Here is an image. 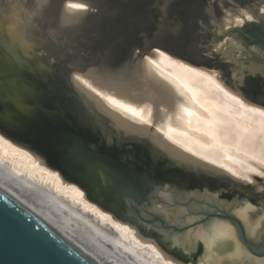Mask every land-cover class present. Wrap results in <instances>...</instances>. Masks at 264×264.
<instances>
[{"label":"bare ground","instance_id":"1","mask_svg":"<svg viewBox=\"0 0 264 264\" xmlns=\"http://www.w3.org/2000/svg\"><path fill=\"white\" fill-rule=\"evenodd\" d=\"M36 1L40 4L45 0ZM158 5L163 6V0ZM253 6L259 11L264 8V0ZM62 8V19L68 22L78 21L88 12L101 13V8L93 7L90 0H64ZM222 10L220 30L249 21L246 16L255 20L252 7ZM22 12L35 13L27 7ZM89 26L87 23L82 30ZM6 31L19 34L11 22ZM15 36L6 41L0 34V43L19 58ZM224 45V41L216 43L209 48L210 52L207 50L221 51ZM153 47L136 57L130 88L115 84L96 71V66L73 71L72 81L116 126L129 133L146 134L154 145L178 162L255 184L254 180L264 176V164L258 163L264 161V105L246 99L226 85L216 70L168 51L165 55L152 54ZM75 76L81 79L77 81ZM107 96L124 107L112 105L104 99ZM171 96L178 97V102L172 104ZM185 108L189 111H184ZM0 189L96 264H197V261L221 264L223 259H236L242 250L229 227L215 221L196 230L195 235L189 233L188 240L197 249L199 258L194 263H184L137 225L90 200L81 186L49 167L40 155L6 136L0 139ZM235 212L249 231L251 223L246 219V208ZM182 237L175 235L174 242L181 244Z\"/></svg>","mask_w":264,"mask_h":264},{"label":"water","instance_id":"2","mask_svg":"<svg viewBox=\"0 0 264 264\" xmlns=\"http://www.w3.org/2000/svg\"><path fill=\"white\" fill-rule=\"evenodd\" d=\"M146 1L148 3V0ZM246 1H250L251 4L257 6L261 0H239L241 4H245ZM45 2L46 0L43 3ZM159 2L161 0H149L150 5L155 3L158 8ZM117 3L113 0L95 1V7L101 8L100 14H107V17H94L92 19L95 25L94 29L100 31L111 27L112 22L115 20L108 19V15L120 14L123 10V7L120 8L122 1L118 0ZM221 5L230 6L232 10L236 11L230 0H203L198 11L199 14L194 15V19L191 22L183 19L182 29L177 32H169V40H164L162 36L158 37L157 35L156 41L151 42L147 40L145 44L159 43L172 53L190 62L199 63L188 56L184 49L178 47L177 40L175 41L176 38L183 41L184 45H188L194 33L191 27L197 28L198 34L203 39L206 38L209 41L206 48H211L225 34L239 30L241 26L238 25L254 23L253 21H245L244 23L236 24L237 26H229L226 29L219 30L217 22L211 20H215L216 15H222L223 10ZM146 6L147 4H142L140 11L138 10L140 19L148 16ZM15 13L22 15L23 12L17 10ZM188 13L189 10L186 11V14ZM62 14L63 8L61 4L60 16L56 20V23L60 26L76 25L83 29L85 23L87 24V20L82 23V17L75 22L64 21ZM10 15L8 22H11L14 28L17 29L12 11ZM99 23H101L100 26H97ZM154 27L156 31L160 30L158 25ZM90 29L88 28L87 30L89 31ZM225 30H227V33ZM2 31L3 33L0 32L1 36L8 38L6 26L3 27ZM18 33L15 36L14 42L16 43V49L21 55V58L19 57L20 60L0 43V101H3L5 98L9 104L11 103L19 109L21 107L30 108L31 111L27 114H34L33 116L29 115L31 118L26 119L29 125H31L30 136H33V140L37 145L44 146L42 150L44 152L47 151L56 161L55 165L44 158L47 164L58 168V171L62 175L81 186L90 199L106 208L112 209L118 215L137 225L145 235L154 238L163 248L168 251L176 250L182 252L180 244L174 242V236H183L182 241H185L190 230H179L180 226H177V224L181 226L188 225L189 221H194L193 217L187 216L183 221L182 217L176 214L172 220L163 224L160 212L168 213L169 210L174 211L176 208L170 204L164 206V199H162V196L166 194L164 189L153 186V184L145 182L142 179L141 172L139 173L141 166L137 164L138 161H133L134 159L129 156V153L132 152L127 147H122L128 144H123V142H136L142 147L147 146L154 156H162L164 159L187 169H194L197 173L209 176L213 182L226 185L228 191H237V195L230 203L227 202V206H237L243 203V198L239 197L241 188L255 187V184L243 183L226 173L195 168L189 164L178 162L164 150L154 145L147 137L126 132L124 129L116 126L113 119L97 108L72 81V72L76 70L84 71L89 66H92V59L88 61L79 59L68 65V63L63 61V56L59 52L54 61L48 60L49 62H47L43 60L45 58H43L42 51L41 53H33L34 50L40 48L32 44V42L29 43V47L25 45L19 47L18 42H21L22 45L23 39L29 38L26 36L22 38L20 36L21 38L19 39L21 32ZM27 48L28 52L30 53V50H32L31 52L34 55L31 56L32 53L30 55L27 54ZM146 50H148L147 46L142 51ZM138 53H140L138 50H134L133 52L127 50L126 56L124 55L119 58V61L123 65L125 58L131 59ZM216 53L217 51L215 50L211 54L214 55ZM48 63L50 66L55 67L54 72L56 73L49 71L47 68L49 66ZM48 82L50 84H47ZM44 86H50L51 89H60L63 92L68 87L71 91L69 94L70 98L73 96L77 98V103H72L73 110L68 108L66 111L69 112L67 113L63 106L54 107V105L51 106L49 102H46L44 98L45 92H43ZM251 101L260 104L258 101ZM52 108H56V111ZM58 111L63 115L62 117L58 115ZM52 116L56 117L59 123L51 122L50 117ZM73 143L78 146V155L70 160L68 151ZM33 149L36 148L34 147ZM222 180L225 183H222ZM90 188L97 189L104 200L101 201L98 197H95L92 191H89L91 190ZM211 200L214 201V199ZM157 205H160V207ZM210 206L217 208L215 203L210 204ZM230 211L222 212L218 210L215 213H205L204 219L208 221L199 225L204 228L212 222H222L223 219L233 221L238 228L240 241L245 251H247V253L244 252L239 257L240 261L249 264L253 259L252 257H264V244L256 245L249 240L248 236L247 238L251 242V247L244 243L243 236L247 235L245 226L235 210L230 208ZM158 223H162L163 225L159 226ZM160 234L162 235L161 237H159ZM237 259L232 261H237ZM191 262H195L194 258L191 259ZM0 264L96 263L66 237L0 189Z\"/></svg>","mask_w":264,"mask_h":264},{"label":"rangeland","instance_id":"3","mask_svg":"<svg viewBox=\"0 0 264 264\" xmlns=\"http://www.w3.org/2000/svg\"><path fill=\"white\" fill-rule=\"evenodd\" d=\"M62 1L63 0H54V3H51L50 5L45 2V3H41L38 6L35 0H0V27H1L0 32L3 33L2 31L3 27L5 26L7 27L8 24L10 23L8 22L9 20L8 18L11 16L10 12L12 11L13 17L15 20V25L17 26V30L18 32H21V34L19 35V39L21 37L24 38L23 36H26L27 38H29V39H23L24 42L22 43V45H21V42H18L19 47H22L24 45L26 47H29V43L32 42V44L40 48V49L34 50L33 53L34 54L38 52L41 53L42 51L43 58H45L43 60L47 62L51 60L54 61L60 52V55L63 56V61L65 63H68V65L79 59H83L85 61L92 59L93 60V62L91 63L92 66H96L95 62L101 58L100 56L101 50L102 49L106 50L109 47H111L115 51L118 59L124 56L127 50H129L130 52H133L134 50H139L140 53L134 55L131 59L125 58L124 60V64H123L124 66L130 65V64L133 66V71H132V74H133L136 68L135 67L136 57L138 58L141 56L143 52L142 50L144 49L145 46H147L148 48L151 46L152 47L159 46L161 48L163 47L159 43H155V44L151 43L149 45H146L145 44L146 41L147 40L151 42L156 41L157 35L158 37L162 36L164 40H169L170 39L168 35L169 32H177L182 29L183 21H184L183 19H187L189 20V22H191L192 19H194L193 16L196 14H199L198 11L200 9V4L203 0H197L195 4L190 3L189 0H163L164 5L163 6L158 5L159 8L163 7L161 9L156 7L157 5L155 3L150 5L149 0H148V3H146L147 2L146 0H138V3L135 5V10L137 14H138V10L140 11L142 4L143 5L147 4L146 7H147L148 16H146L144 19H140V15L138 14L139 19H138V22L134 26L130 25L127 22V13L130 7V0H120L122 1L120 8L123 7V10L121 11L120 14H114V15L109 14L108 19L115 20V21L112 22L111 27L106 28L105 30H100V31L94 29L95 25L92 19L94 17L100 18L101 16L107 17V14L101 15L100 13H97V12H88L85 15H83L82 23L87 20V23L90 24L88 28L89 29L92 28L89 31L85 29L83 31L80 27H77L76 25L60 26L58 23H56V20L60 16ZM95 1L97 0H90L91 5L93 7H95V4H94ZM113 1H115V3L118 4L117 3L118 0H113ZM13 2H15V4H13ZM231 4L234 8L244 7V6L254 8V6L251 4L250 1H246L245 4L241 5L239 4V2L232 0ZM24 7L32 8V10H34L35 13L34 12L30 14L22 13V15H18L17 13H15L17 10L22 11ZM221 8L225 10L231 7L230 6L226 7L225 5H221ZM185 10L186 11L189 10V13L186 14ZM219 20L220 18L218 19V21H214V22H217L218 28H219ZM176 23H178V27L176 29H173L175 28L174 26ZM100 24L101 23H99V25L97 26H100ZM85 25L87 24L85 23ZM85 25L83 28H85ZM155 25H158L160 27V30L156 31L155 30L156 28L154 27ZM191 30L194 32V34L189 40L188 45H184L183 41L177 38L175 39V41L177 40L178 47L180 49H184V51L187 53L188 56H190L191 58L199 62V63H194V62L192 63L216 70L219 74V77L223 80V82L226 85H228L229 87H231L232 89L240 93L246 99L250 101L258 100V102L261 105H264L263 97H256L255 93H253L252 90L246 89V88L244 89L245 85L243 83L241 85L244 87L239 86L240 84L236 82V80L234 79L235 77L233 76L236 72V69L230 66H226L223 63L224 60H229L236 64L240 63L242 59L241 51H239V49L236 48L235 46H232L231 44H229V42L231 40H235L236 37L232 33L225 34L227 35V38H228L225 43L227 44V47L226 45H224L226 49L223 50L224 46H222L221 47L222 49H220L221 51H217V53L213 55L209 53L210 52L209 48H206L208 47V44L206 42H202L203 38L198 34L197 28L191 27ZM16 32L14 34H16ZM6 33H8V38L4 37L6 41L7 39H10V37L15 36L14 34L12 35L7 31ZM219 43L220 41L217 42V44ZM207 49L209 50V52ZM165 50H167L171 54H174L166 48ZM31 51L32 50H30V53H32ZM26 52L27 54L30 55V53L28 52V48ZM220 52H227L226 53L227 57L223 61L219 60ZM33 53L31 54V56L34 55ZM208 56H211V57H208ZM250 61H251L250 63L252 64L254 63L253 60H250ZM47 68L49 69L51 73H56L54 72L55 67L49 65ZM49 82L47 84H50ZM130 85H132V82H125L124 84H122V86H124L125 88L126 87L130 88L131 87ZM48 87L46 86L43 87V92H45L44 98L46 102H49L51 106L54 105V107L59 106V105L63 106V108H65V112H67L66 110H68V108L70 110H73L72 103L73 102L77 103V98L76 96H73L72 98H70L69 94L71 91L68 87L66 91L64 92L63 90H60V89H51L50 86ZM52 109L56 111V108H52ZM57 113L58 115H60V117L63 116L59 113V111ZM29 115L33 116L34 114H29ZM29 115L21 111L18 107H15L11 103L9 104L5 98L3 101H0V125L9 129V135H7L6 137L26 147L32 152L40 155V157H42L44 161L45 159H47L51 162V164L56 165V161L55 159H53V156L51 155L52 156L51 157L50 154L47 153V151L44 152L42 150L44 149V146L37 145L35 141L33 140V136L32 135L30 136L31 133L29 132L31 129V125H29V123L26 120L27 118L30 117ZM50 121L53 123H59L58 119L53 116L50 117ZM143 136L146 137V134ZM125 143H128L127 146L125 147L127 148L130 147L131 149L133 148L132 149L133 151H135L136 147L137 149L141 147V145L137 144L136 142L135 143H132L129 141L123 142V144ZM34 147L36 149H33ZM143 147L147 148V146H143ZM147 149L151 152L149 148ZM126 152L128 153V151ZM45 163L47 164L46 161ZM47 165L51 167L49 164ZM51 168L58 170V168L53 167V166ZM62 176L65 179L69 180L64 175ZM222 183H225V182L222 180ZM254 183H255V187L241 188V192H240L241 194L239 197L243 198L242 204H239L237 206L230 205L227 207H230L233 210L235 209L239 210L242 208H246V212H247L246 219L247 221H249V223H251L249 231L245 223L242 221V219L241 221L243 222L245 226V229L247 231V236L252 243L256 245H261L262 243H264V176L261 177V179L254 180ZM90 189L91 190L89 191H92L95 197H98L101 201L104 200L103 196L100 195L97 189L95 188H90ZM213 193H214V190H213ZM234 194H237V191H235ZM234 194H233V197H231L232 199L235 198L236 196ZM231 198L228 199L229 203L231 202ZM110 211L114 215H116V213L112 209H110ZM226 225L229 227L233 237H235L236 239L234 240L238 242V245L241 246V247L239 246V248L242 250L238 254V256L235 257V258H238L237 261H232L231 259L226 258V259H223L221 264H238V263L246 264L240 261L241 259L239 258L241 257L242 253H244L245 249L240 241L236 224L233 221H228ZM199 228L198 227L191 228L190 229L191 234L195 235V231L198 230ZM187 238L188 236L186 237L185 241H182L180 244L182 252L176 251V250L168 251L167 249L164 248L165 251L169 253L170 255L173 254L172 256L176 257L177 259H179L180 261L184 263L191 262L192 258H194L195 261L198 260L197 259L199 258L198 251L196 248H193L190 245V242ZM245 253H247V251H245ZM252 258L253 259L251 260V262H249V264H256V263L263 264L264 263V257L262 258L252 257ZM197 264H198V261H197Z\"/></svg>","mask_w":264,"mask_h":264},{"label":"flooded vegetation","instance_id":"4","mask_svg":"<svg viewBox=\"0 0 264 264\" xmlns=\"http://www.w3.org/2000/svg\"><path fill=\"white\" fill-rule=\"evenodd\" d=\"M253 9L255 12V20L251 21L254 23L238 25L241 26V28L232 32L236 39L229 42V44L241 51L242 59L240 63L236 64L232 61L224 60L227 57V52H220L219 60H224L223 63L226 66L236 69L233 76L236 82L240 84L239 86L244 87L241 85L243 83L245 85L244 89H250L255 93L256 97L264 98V14L258 11L256 7ZM221 16L222 15H216L215 21H218ZM227 39V35H224L222 39L218 41H224L226 43ZM202 42L208 43L209 41L204 38ZM225 49L224 46L223 50ZM250 60H253L254 63H250ZM256 73H259V75ZM128 149L132 152L129 153V156L134 159L132 160L138 161L137 164L141 166V171H139V173L141 172L142 179L145 182L147 181L153 184V186L164 189L166 191L164 195L166 197L162 196V199H164V206L170 204L172 207L176 208L174 211L171 210V212L169 211L168 213L163 211L160 212L163 224L172 220L176 214L181 216L183 221L187 216L193 217L194 221L200 216L205 218V213H213L211 209L214 207L210 206L212 203L217 205V208H215L216 211L231 212L226 204L228 199L233 197L235 191H228L226 185L217 184L215 181L213 182L209 176L197 173L194 169H187L179 164L164 159L162 156L156 157L147 148L142 146L139 147V149L136 147L135 151L130 147ZM211 199H214V201ZM215 201L221 203H216ZM157 206L160 207V205ZM220 220L222 221V219ZM207 221L208 220L205 219V222ZM228 221L230 220L223 219V224L226 225ZM161 224L162 223H158L159 226ZM177 226L181 225L177 224ZM197 227L202 228L200 225L196 226V228ZM161 236L160 234L159 237Z\"/></svg>","mask_w":264,"mask_h":264},{"label":"snow or ice","instance_id":"5","mask_svg":"<svg viewBox=\"0 0 264 264\" xmlns=\"http://www.w3.org/2000/svg\"><path fill=\"white\" fill-rule=\"evenodd\" d=\"M189 2L195 4L197 2V0H189ZM46 3H48L50 5L51 3H54V0H46ZM137 3H138V0H130V7H129V11L127 13V22L132 26H134L138 22V19H139L138 14L135 10V5ZM259 11L262 14H264V8L259 9ZM245 19L251 21L252 16H246ZM225 32L227 33V30H225ZM166 51L167 50H162L161 47H159V46L151 48L152 54L165 55ZM212 51L215 52V49H213ZM100 56H101V58L95 62L96 71H98V72L104 74L105 76H107L108 78H110L115 84H124L125 82H131L132 81V79H133L132 78L133 66L131 64L127 65V66L122 65L120 63L115 51L111 47H109L106 50L102 49ZM144 59H148V58L144 57ZM256 74L259 75V73H256ZM74 79L79 81L81 79V77L75 76ZM89 87H91V85H89ZM92 91L95 92L96 89L93 88ZM104 99L110 101L112 103V105H114V106L124 107L123 104H121L119 101L113 99L112 96L104 97ZM178 99L179 98L176 96H171L170 102L172 104H175L178 102ZM20 110L25 112V113H28L31 111L30 108H28V107H21ZM129 110L131 111V109H129ZM183 110L189 111L186 108ZM189 114H191V113L189 112ZM7 135H9V129L0 125V139H3ZM77 155H78V146L75 143H73L72 146L69 148V151H68L69 159L71 160V159L75 158ZM258 163L264 164V161H260ZM253 171H254V169H253ZM211 211L213 213H215L216 209L212 208ZM203 223H205V219L203 216H200L195 221H189L188 225L180 226L179 230H182V231L183 230H190L191 228L196 227L199 224H203ZM243 241L247 246L251 247V242L248 240L247 235L243 236Z\"/></svg>","mask_w":264,"mask_h":264}]
</instances>
